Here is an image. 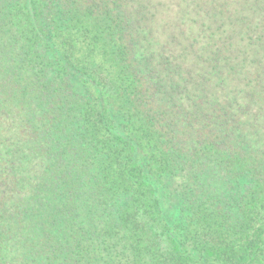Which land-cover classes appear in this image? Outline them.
I'll return each mask as SVG.
<instances>
[{
	"label": "trees",
	"instance_id": "16d2710c",
	"mask_svg": "<svg viewBox=\"0 0 264 264\" xmlns=\"http://www.w3.org/2000/svg\"><path fill=\"white\" fill-rule=\"evenodd\" d=\"M0 0V264H264V0Z\"/></svg>",
	"mask_w": 264,
	"mask_h": 264
},
{
	"label": "rangeland",
	"instance_id": "374dc122",
	"mask_svg": "<svg viewBox=\"0 0 264 264\" xmlns=\"http://www.w3.org/2000/svg\"><path fill=\"white\" fill-rule=\"evenodd\" d=\"M163 4H164V8L168 10H171V6L173 7V5L171 4V0H164Z\"/></svg>",
	"mask_w": 264,
	"mask_h": 264
}]
</instances>
